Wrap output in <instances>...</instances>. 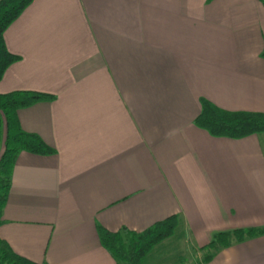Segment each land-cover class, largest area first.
I'll list each match as a JSON object with an SVG mask.
<instances>
[{"label": "crops", "instance_id": "crops-1", "mask_svg": "<svg viewBox=\"0 0 264 264\" xmlns=\"http://www.w3.org/2000/svg\"><path fill=\"white\" fill-rule=\"evenodd\" d=\"M3 39L18 60L0 94L53 96L17 112L55 153L16 158L0 224L15 254L116 264L99 228L174 216L199 257L217 233L264 228V133L194 125L202 101L264 113V0H33ZM207 264H264V235Z\"/></svg>", "mask_w": 264, "mask_h": 264}, {"label": "trees", "instance_id": "trees-1", "mask_svg": "<svg viewBox=\"0 0 264 264\" xmlns=\"http://www.w3.org/2000/svg\"><path fill=\"white\" fill-rule=\"evenodd\" d=\"M32 1L0 0V80L9 66L18 60V57L6 49L3 34ZM262 57L264 58V53ZM52 98L53 96L47 94L30 91L0 94V224L17 156L21 152L41 156L55 153L38 136L21 129L17 112ZM194 125L212 137L239 140L264 133V113L228 112L202 101L200 114ZM177 225V217L173 216L154 224L142 233L127 231L111 233L99 228V243L113 257L116 264H145L148 255L159 244L174 236ZM263 235L264 228L217 233L208 244L199 248L210 251L202 264L209 263L216 251L228 247L232 242L240 243ZM0 264L37 263L15 254L9 245L0 239Z\"/></svg>", "mask_w": 264, "mask_h": 264}, {"label": "rangeland", "instance_id": "rangeland-1", "mask_svg": "<svg viewBox=\"0 0 264 264\" xmlns=\"http://www.w3.org/2000/svg\"><path fill=\"white\" fill-rule=\"evenodd\" d=\"M183 242L180 234L176 232L175 238L162 242L148 255L145 264H202L203 259L210 253L206 250L207 253L199 257L195 252L194 255L191 252L187 253L183 249Z\"/></svg>", "mask_w": 264, "mask_h": 264}]
</instances>
